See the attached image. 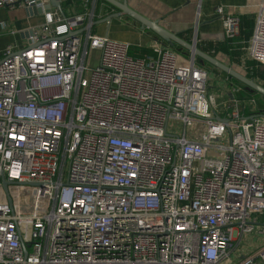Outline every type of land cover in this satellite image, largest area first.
Returning <instances> with one entry per match:
<instances>
[{"label":"built area","instance_id":"obj_1","mask_svg":"<svg viewBox=\"0 0 264 264\" xmlns=\"http://www.w3.org/2000/svg\"><path fill=\"white\" fill-rule=\"evenodd\" d=\"M65 2L0 54V264H224L246 234L264 236L258 100L233 84L208 99L197 59L160 43L135 58L96 34L107 2ZM217 13L234 40L240 18ZM247 53L264 65V2ZM236 264H264V246Z\"/></svg>","mask_w":264,"mask_h":264},{"label":"crops","instance_id":"obj_2","mask_svg":"<svg viewBox=\"0 0 264 264\" xmlns=\"http://www.w3.org/2000/svg\"><path fill=\"white\" fill-rule=\"evenodd\" d=\"M61 5L65 0H60ZM123 2L124 0H118ZM129 7L151 21L158 22L166 30L178 35L188 43H196L197 47L209 48L217 47L220 44L230 41L225 37L221 16L217 13L218 7H223L224 11L240 18L238 40L242 61H249L247 48L250 44L245 41L246 33L254 31L259 6L264 0H126ZM66 3V2H65ZM63 8V7H62ZM63 9H67L66 7ZM114 7L107 4L104 6L98 25H107L105 35L109 36V29H113L114 36L120 33L121 29L127 31L128 38L119 40L130 43L133 46L149 49L152 45L162 44L168 47L162 39L148 29L143 30L141 25L129 17H121L118 20L106 21L108 17L117 13ZM2 22L7 23V28L1 26ZM47 23L46 14H35L30 16L26 8L17 7L14 10L0 8V54L9 46L15 49H23L29 44V37L33 29ZM98 34V29H95ZM253 34V33H252ZM99 35V34H98ZM239 40V41H240ZM170 48V47H168ZM215 53V50H212ZM218 60L230 66L236 60L223 52L218 54ZM235 61V62H234ZM237 63V62H236ZM239 65V64H238ZM238 66L239 69L245 67ZM231 67V66H230ZM233 68V67H231ZM234 69V68H233ZM237 71V70H236ZM210 75L213 74L210 72ZM223 84L222 95L228 96L231 82H227V77L218 78ZM221 95V97H222ZM264 223V222H263Z\"/></svg>","mask_w":264,"mask_h":264},{"label":"water","instance_id":"obj_3","mask_svg":"<svg viewBox=\"0 0 264 264\" xmlns=\"http://www.w3.org/2000/svg\"><path fill=\"white\" fill-rule=\"evenodd\" d=\"M107 2L109 5L114 7L116 10H118L117 13L114 15H111L106 19V21H111L114 18H121V17H129L133 19L134 21L138 22L142 29H148L154 34H156L160 39H162L164 42L170 44L171 46H179L188 51L191 55L192 59H202L220 72L225 73L229 77L237 80L241 84L253 89L256 91L259 95L264 97V86L258 83L257 81L250 79L243 75L242 73L236 71L235 69L231 68L230 66L222 63L218 59L210 56L209 54L205 53L201 49H199L196 45V43H188L181 39L178 35L166 30L162 26L159 25L158 22L151 21L148 18L142 16L138 12L131 9L127 3L126 0L123 2H120L118 0H103ZM50 4L46 5L45 7H42L41 1L36 0V3L32 5V7L26 8L27 13L30 16H33L35 14H46L47 21H50V13L52 11V8L60 9L62 10V5L60 0H49ZM32 34V32H31ZM254 118V117H253ZM220 121L226 122L227 120L222 119L220 117L217 118ZM11 183L7 180L3 181V188L6 191L9 199V203L12 204V199L9 195V185Z\"/></svg>","mask_w":264,"mask_h":264},{"label":"trees","instance_id":"obj_4","mask_svg":"<svg viewBox=\"0 0 264 264\" xmlns=\"http://www.w3.org/2000/svg\"><path fill=\"white\" fill-rule=\"evenodd\" d=\"M67 3H62V7L63 8H67ZM254 32V31H253ZM252 31H249L246 33V37H245V41L249 42L251 36H253ZM240 40V39H239ZM238 40V37H236L234 40H230V41H226L223 44L218 45L217 47H209V48H200L202 51H204L205 53L209 54L210 56L218 59V54L220 52L226 53L228 54L231 59L236 60V62L234 64L230 63L229 65L231 67H233L235 70H237L238 72L242 73L243 75H245L246 77L253 79L255 81H258V83H260L261 85L264 86V65L261 64H257L254 62H248L246 61V59H243L242 61V52L240 51V47H239V42L243 41V40ZM168 47H170L172 50L182 54L185 57H189L190 55L188 54L189 52L186 51L185 49H183L182 47L179 46H171L170 44L164 42ZM215 50V53L212 52V50ZM152 51L149 49H145L142 48V51L140 52V57H144L146 55H151ZM130 55L133 56V54L131 53L130 50ZM197 63L199 64L200 67L204 68V67H212L214 69V72H219L220 74H222L225 77H228L230 79L231 84L235 85V86H239L242 88V92L238 95V98L241 100H248L251 98H256L259 102L260 105V114L264 115V97H262L261 95H259L256 91H254L253 89L241 84L240 82H238L237 80L229 77L228 75H226L223 72H220L219 70H217L216 68H214L213 66H211L210 64H208L207 62H205L202 59H197ZM239 64V65H238ZM245 67V70H239L238 66H242ZM248 114V113H247Z\"/></svg>","mask_w":264,"mask_h":264},{"label":"rangeland","instance_id":"obj_5","mask_svg":"<svg viewBox=\"0 0 264 264\" xmlns=\"http://www.w3.org/2000/svg\"><path fill=\"white\" fill-rule=\"evenodd\" d=\"M111 6V5H110ZM118 20L119 18H114L113 20ZM98 29V34L101 36L103 33L105 35L108 27L107 25L105 26L104 24H100L97 26ZM106 29V31H105ZM109 36L112 37H117L118 39H126L128 38L127 31L125 29H121L120 33L116 34L114 36L113 29H109ZM119 41V40H118ZM122 42V41H121ZM142 51V48L133 46L131 47V53L133 54V57L135 58H140V52ZM190 55V53H188ZM98 54L95 53L93 55V60L97 59ZM207 71L211 72L213 75L211 76L209 83H208V92H207V98L210 99L212 97H216L221 100V93L223 91V84L222 82L218 79L221 77L222 74L219 72H214V69L210 66L204 67ZM242 70V69H239ZM224 77V76H223ZM258 82V81H257ZM224 97V95H222ZM199 127H190L187 129V138L191 139V135L196 132L199 133ZM169 132L172 134H179L183 135L184 133V125L183 123L179 121H174L171 120L169 123ZM220 144H227L228 142L226 141H218ZM259 220V223L264 222V218H257ZM235 249L232 252V255L230 256L229 261H226L224 264H236L238 263L239 260L242 258H245L251 254H255L256 251H259L261 247L264 246V236H259L257 231L253 234H246L241 242L236 243Z\"/></svg>","mask_w":264,"mask_h":264}]
</instances>
